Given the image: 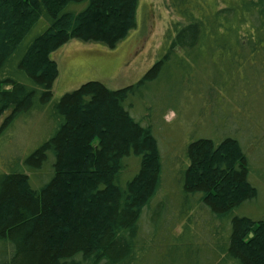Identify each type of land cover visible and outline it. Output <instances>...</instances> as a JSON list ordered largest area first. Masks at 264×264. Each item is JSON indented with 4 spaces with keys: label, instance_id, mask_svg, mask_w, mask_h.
<instances>
[{
    "label": "trees",
    "instance_id": "obj_1",
    "mask_svg": "<svg viewBox=\"0 0 264 264\" xmlns=\"http://www.w3.org/2000/svg\"><path fill=\"white\" fill-rule=\"evenodd\" d=\"M140 2L0 0V264H264V213L241 214L263 202L253 183L262 171L228 122L249 90L229 93L249 69L264 76V0H169L178 20L166 53L137 84L89 82L54 101L51 55L72 40L115 48L137 28ZM200 74L209 85L198 94ZM167 80L171 97L216 108L210 136L165 143L166 115L145 106ZM43 115L53 136L9 165L11 131ZM165 145L182 152L167 184Z\"/></svg>",
    "mask_w": 264,
    "mask_h": 264
},
{
    "label": "rangeland",
    "instance_id": "obj_2",
    "mask_svg": "<svg viewBox=\"0 0 264 264\" xmlns=\"http://www.w3.org/2000/svg\"><path fill=\"white\" fill-rule=\"evenodd\" d=\"M168 2L169 0H141L137 13V28L115 48L111 49L100 43L72 40L54 52L51 58L59 67V77L53 86L54 101H58L65 94L74 92L89 82L102 83L114 91L137 84L166 53L165 33L171 22L178 20L169 10ZM254 71L249 69L245 73L249 79L245 78V82L239 84L238 94L229 93L233 94L236 100L242 94L243 87L249 90L248 94L244 93L245 97L241 98L246 103L238 104L240 106L237 110L234 109L235 113L228 122H231L232 126L235 123L238 124L231 128L234 131L231 134L239 140L253 168L262 171L260 180L255 178L253 183L261 189L260 199L263 202L258 200V204H249L250 206H246L241 211L243 216L258 219L264 213L262 209L264 205V84L262 86L260 84V81L264 83V76L261 75L260 80ZM204 80V75L200 74L197 84L198 94L203 87L209 85L208 82L203 85ZM169 83L170 80H167L166 83L151 86L147 92L151 105L145 106L147 109L145 112L150 110L157 118L166 115L167 130L164 133L161 132L162 137H165V143L170 136V140L178 141L180 147H183L190 133L195 136H210L211 119L217 118L216 108H213L211 112L205 110L203 99L198 95L190 99L183 94L171 97ZM195 87L196 85L193 84L194 89ZM131 103L136 109L133 113L140 116L144 105L142 100L136 97ZM3 119L4 117L0 121ZM179 119L183 122L190 121L192 124L186 126ZM20 123L15 126L17 130L14 129L10 133L12 139L17 140V143L11 146L18 153L11 156L10 145L3 147L2 150V152L5 151L4 156L8 158L9 165L16 163L17 159H21L22 164L54 134L55 128L48 116H39L34 125L28 122L24 126L22 123L19 126ZM164 148L165 168L169 172L166 173L167 184L172 181L170 179L176 178V173L180 170L182 152L176 149L178 151L176 153L172 147L168 148L166 145ZM3 161L5 159L1 157L0 163ZM155 219L158 221V217ZM250 236L253 237V235Z\"/></svg>",
    "mask_w": 264,
    "mask_h": 264
}]
</instances>
